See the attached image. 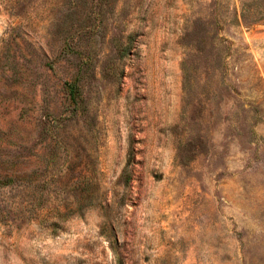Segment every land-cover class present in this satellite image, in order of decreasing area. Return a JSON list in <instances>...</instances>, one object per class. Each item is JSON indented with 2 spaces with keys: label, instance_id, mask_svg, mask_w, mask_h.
Listing matches in <instances>:
<instances>
[{
  "label": "rangeland",
  "instance_id": "374dc122",
  "mask_svg": "<svg viewBox=\"0 0 264 264\" xmlns=\"http://www.w3.org/2000/svg\"><path fill=\"white\" fill-rule=\"evenodd\" d=\"M0 264H264V0H0Z\"/></svg>",
  "mask_w": 264,
  "mask_h": 264
}]
</instances>
